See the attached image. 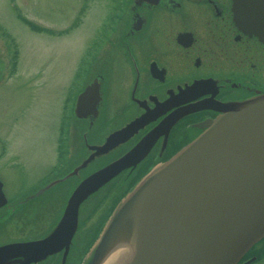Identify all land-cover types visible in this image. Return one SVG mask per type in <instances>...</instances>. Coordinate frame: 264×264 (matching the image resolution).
<instances>
[{"label": "flooded vegetation", "instance_id": "1", "mask_svg": "<svg viewBox=\"0 0 264 264\" xmlns=\"http://www.w3.org/2000/svg\"><path fill=\"white\" fill-rule=\"evenodd\" d=\"M232 6L233 0H110L96 37L85 49L90 60H81L78 66L79 91L90 87L91 94L96 91L98 96L85 112L94 105L96 116L77 118L73 99L65 122L64 150L59 140L54 146L56 159L65 151V164L58 166L55 159L48 172L35 177L14 160L0 170V247L31 244L53 232L58 220L56 193H61V205H65L74 188L91 173L76 178L72 173L73 168L77 172L86 167L83 161L74 167L70 159L79 129L78 153L84 156L85 151L91 152V136L99 138L100 146L127 134V141L136 139L134 146L173 113L190 111L161 133L147 153L146 157L157 147L153 159L157 164L194 139L203 123L215 120L222 105L264 94V38L240 29ZM32 30L49 31L37 25ZM117 63L123 66L117 68ZM113 148L118 150L121 144ZM5 152L0 137V159ZM40 210L47 214L43 226ZM72 241L65 253L6 250L0 264H77L71 256Z\"/></svg>", "mask_w": 264, "mask_h": 264}, {"label": "water", "instance_id": "2", "mask_svg": "<svg viewBox=\"0 0 264 264\" xmlns=\"http://www.w3.org/2000/svg\"><path fill=\"white\" fill-rule=\"evenodd\" d=\"M232 11L240 29L264 38V0H233ZM93 101H98L96 91L84 88L75 98L74 115L95 117L94 105L85 112ZM219 110L215 120L200 126L202 132L194 140L119 204L83 264H104L118 250L131 254L115 264H238L264 237V94ZM188 112L173 113L122 156L84 178L46 238L0 247V255L18 248L40 255L65 253L80 204L140 162L157 137Z\"/></svg>", "mask_w": 264, "mask_h": 264}, {"label": "rangeland", "instance_id": "3", "mask_svg": "<svg viewBox=\"0 0 264 264\" xmlns=\"http://www.w3.org/2000/svg\"><path fill=\"white\" fill-rule=\"evenodd\" d=\"M109 6L110 0H0V137L5 143L6 151L0 159V170L5 168L4 165L9 160L21 163L32 177L39 174L42 176L53 167L56 159L54 146L59 140L64 150L65 122L72 101L81 89L82 77L78 66L81 60H90L85 49L96 37L99 24ZM29 24L49 29V33L34 31ZM14 53V67L9 66L13 69L12 73L8 78H1L6 71V62L10 63V56ZM122 66L117 63V68ZM113 109L115 110V106L110 108L111 111ZM80 132L81 129L74 135L70 159L72 166L83 161L81 164L86 167L77 172L73 168L75 178L108 165L128 151L136 141L135 138L127 141L129 136L126 134L115 140H105L99 146V138L94 139L90 135L92 145L88 148L91 152L86 154L85 151L84 156H80ZM119 144L121 148L115 150L113 147ZM156 148L148 157L146 154L144 160L141 159L132 171L129 167L121 171L80 204L78 227L72 241L74 246L71 256L74 259L81 248L79 242L91 235L95 225L103 220L105 228L114 213L107 215L109 207L115 204V211L147 175L162 165L153 161ZM79 157L82 158L80 161ZM65 158L64 151L61 159H56L58 166L64 163ZM146 170L149 171L147 175L126 196L119 199L118 189L124 188V183L127 184L129 178ZM106 193L111 195L101 205V209L91 215L94 206ZM55 200L54 211L59 218L66 205H61V193H56ZM42 212L40 210L39 217L43 221L41 226L48 222L44 221L46 212ZM107 216L109 218L104 221ZM44 229L41 228L42 233L46 231ZM80 260H76L78 264ZM257 264H264V260Z\"/></svg>", "mask_w": 264, "mask_h": 264}, {"label": "trees", "instance_id": "4", "mask_svg": "<svg viewBox=\"0 0 264 264\" xmlns=\"http://www.w3.org/2000/svg\"><path fill=\"white\" fill-rule=\"evenodd\" d=\"M32 27V26H31ZM136 176H133L131 177V179L129 178V180L126 182L127 184L124 183V188H121L120 189V192L118 194V196H122L123 194H125L131 187L132 185L134 184V182L136 181ZM109 193V192H108ZM106 193L101 201L96 205L94 206V209L92 210V213H97L99 209H101V205L107 200V198L111 195V194H108ZM109 211V210H108ZM101 218V217H100ZM104 219V218H103ZM103 220H101L98 225H95V228L93 230V232L91 233V235L87 238V236L85 237V239L83 238L82 239V242L80 241L79 244H81L79 246L80 248V251H78V254H77V257L76 259L73 258L74 260V263L76 260H78L79 262V259H80V256L82 254L83 251H86V249L92 244V242L94 241V238H95V235H96V232L98 231V228L100 227L101 223H102ZM87 238V239H86ZM259 244V245H258ZM251 256H255V260L252 264H257L259 262H261L262 260H264V237L256 244L254 245L247 253L246 255L244 256L243 260H246L248 259V257H251ZM77 262V261H76ZM77 262V264H78Z\"/></svg>", "mask_w": 264, "mask_h": 264}, {"label": "bare ground", "instance_id": "5", "mask_svg": "<svg viewBox=\"0 0 264 264\" xmlns=\"http://www.w3.org/2000/svg\"><path fill=\"white\" fill-rule=\"evenodd\" d=\"M130 254L131 253L129 251H125V250L115 251L114 253H112L110 258H108V260L104 264H115V263H117V261H119V258L121 256L123 257V255L126 256V260H128Z\"/></svg>", "mask_w": 264, "mask_h": 264}]
</instances>
